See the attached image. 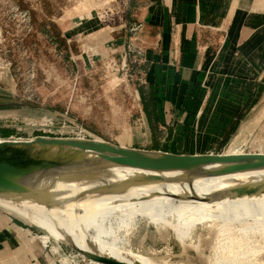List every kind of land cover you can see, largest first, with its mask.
<instances>
[{"label":"rangeland","instance_id":"obj_1","mask_svg":"<svg viewBox=\"0 0 264 264\" xmlns=\"http://www.w3.org/2000/svg\"><path fill=\"white\" fill-rule=\"evenodd\" d=\"M129 5L130 0H0V80H14L17 85L16 95L0 97V139L74 138L66 134L70 129L62 127L66 116L90 133L86 139L136 146L131 138L135 128L141 126L137 70L130 63L123 64L120 52L123 38L128 42L124 36H131L125 27ZM33 69L37 79L26 91L27 74ZM262 110L264 86L241 116L248 128L239 143L232 145L234 149L264 153V116L254 122ZM12 207L0 205L29 224ZM35 228L39 241L48 234ZM119 235L123 238L120 249L156 264H220L223 233L219 222L198 223L181 239L172 230L164 233L160 225L147 218H137ZM40 243L49 258L58 260L57 264L64 258L72 264H91L66 243H61L59 253H54L51 243ZM252 247L256 255L249 258L254 264H264L261 233L255 235Z\"/></svg>","mask_w":264,"mask_h":264},{"label":"crops","instance_id":"obj_2","mask_svg":"<svg viewBox=\"0 0 264 264\" xmlns=\"http://www.w3.org/2000/svg\"><path fill=\"white\" fill-rule=\"evenodd\" d=\"M125 20L130 35L144 26L142 61L131 64L141 111L133 148L208 155L239 143L241 116L264 86V0H130ZM16 93L0 80V97ZM31 229L0 208V264H57Z\"/></svg>","mask_w":264,"mask_h":264},{"label":"bare ground","instance_id":"obj_3","mask_svg":"<svg viewBox=\"0 0 264 264\" xmlns=\"http://www.w3.org/2000/svg\"><path fill=\"white\" fill-rule=\"evenodd\" d=\"M229 149L224 154H244V150ZM45 150L47 158L60 152L58 148ZM75 159L29 177L25 184L32 194L0 195V205L11 210L14 206L13 211L26 217L32 232L35 227L48 232L40 241L54 245V253H59L63 242L93 257L156 264L119 248L123 240L119 232L137 218H147L164 233L172 230L181 239L198 223L219 222L223 233L220 264H254L252 242L256 234L264 236V168L206 176L123 167L90 153H78ZM250 189L257 192L237 194ZM17 201L18 207L14 205ZM61 263L72 264L68 258Z\"/></svg>","mask_w":264,"mask_h":264},{"label":"water","instance_id":"obj_4","mask_svg":"<svg viewBox=\"0 0 264 264\" xmlns=\"http://www.w3.org/2000/svg\"><path fill=\"white\" fill-rule=\"evenodd\" d=\"M60 149L54 158H47L45 149ZM80 153L97 155L123 167L158 171H187L206 176H222L264 168V153L242 155L208 154L175 155L113 145L87 139L51 138L37 136L30 141L4 140L0 142V195L32 194L25 182L35 173L66 166L75 162ZM257 189L241 190L238 195L253 194ZM75 249V248H74ZM87 259L107 264H124L114 260L91 256L78 249Z\"/></svg>","mask_w":264,"mask_h":264},{"label":"built area","instance_id":"obj_5","mask_svg":"<svg viewBox=\"0 0 264 264\" xmlns=\"http://www.w3.org/2000/svg\"><path fill=\"white\" fill-rule=\"evenodd\" d=\"M25 15L28 17V20H30L29 12H26ZM143 30H144V26L142 23H136L131 28L132 34L130 36L131 38L127 46L123 64L126 65L129 59H131L129 62L130 64H136L142 61L141 57L144 54V47L142 45ZM16 45H21V44H16ZM8 65L11 66L12 63H9ZM36 79H37V72L33 69L31 70V72L27 74L28 86L26 87V91L31 90L32 84L35 83ZM67 113L68 112H66V114ZM65 118L66 121L63 123L62 127L66 131L70 129L69 132H66V134H73L75 136L73 139H80V140H87L86 138L91 137L90 133H88L82 126L78 125L75 121H69L66 116Z\"/></svg>","mask_w":264,"mask_h":264},{"label":"trees","instance_id":"obj_6","mask_svg":"<svg viewBox=\"0 0 264 264\" xmlns=\"http://www.w3.org/2000/svg\"><path fill=\"white\" fill-rule=\"evenodd\" d=\"M260 89H262V88H260Z\"/></svg>","mask_w":264,"mask_h":264}]
</instances>
